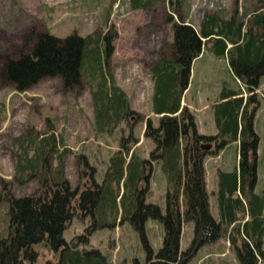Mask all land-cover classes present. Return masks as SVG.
Segmentation results:
<instances>
[{
    "label": "trees",
    "instance_id": "obj_1",
    "mask_svg": "<svg viewBox=\"0 0 264 264\" xmlns=\"http://www.w3.org/2000/svg\"><path fill=\"white\" fill-rule=\"evenodd\" d=\"M155 1L130 0V5L133 10H139ZM262 1L258 0V6ZM176 16V21L173 14L167 18L172 33L170 58H160L150 68L151 110L159 119L157 125L150 118L145 120L144 137L154 145L148 158L131 155L126 163L127 142L133 141L130 133L121 139L118 153L109 158L100 183L95 179L96 168L86 157L77 155L82 183L72 187L61 173L60 158L66 152L63 148H60L62 152L58 150L60 143L55 133L36 137L31 142L33 157H24L18 163L20 174L25 176L18 183L27 184L40 175L41 192L15 197L11 183L0 182V202H6L7 206L6 235H0V264H36L35 247L41 243L61 254L55 264H112L99 250L78 247L89 244L96 229H113L123 222H128L137 233L145 255L144 264H189L203 246L224 237L232 246L238 264H259L264 259V196L255 193L259 136L254 130L260 107L256 91L264 78V12L254 14L248 22L236 15L225 19L210 15L203 19L199 29ZM32 36L30 53L3 61L2 82L24 92L43 79L60 78L64 89H72L80 85L86 69H93L103 80L98 95L92 96L97 129L104 130L112 120L129 118L132 113L123 94L116 87L110 89L106 85L103 64L113 54L115 34L95 39L77 34L63 38L50 33ZM207 42L212 44L215 54L226 56L232 74L241 85L238 91L222 88L213 107L217 130L214 136L198 134L194 115L181 106L192 63ZM233 142H238L237 168L231 173H217V221L210 212L203 163L207 156L218 154ZM208 143L213 148L202 150L201 145ZM156 163L160 164L167 185L164 211L157 204L146 202ZM106 206L111 211L121 210L113 223L101 216L100 210ZM74 218L82 221L91 218V223L82 234L66 241L64 232ZM148 220L162 226L157 252L146 235ZM184 223L193 224L192 239L186 250L181 249ZM135 264L139 263L135 261Z\"/></svg>",
    "mask_w": 264,
    "mask_h": 264
},
{
    "label": "rangeland",
    "instance_id": "obj_2",
    "mask_svg": "<svg viewBox=\"0 0 264 264\" xmlns=\"http://www.w3.org/2000/svg\"><path fill=\"white\" fill-rule=\"evenodd\" d=\"M170 1L157 0L145 9L133 10L130 0H0V182H10L15 197L41 192L40 175L27 184L18 183L25 177L20 174L18 163L33 157L31 142L38 136L55 133L60 143L58 150L63 148L66 152L64 171L73 187L82 183L77 155H88L90 163L99 171L96 180L100 183L109 157L118 153L121 139L127 138L130 133L133 141L127 142L129 148L132 150L138 144L136 151L148 157L151 151L149 140L140 133L147 118L152 120L153 125L158 124L159 118L150 113L153 92L150 68L158 59L170 58L172 33L167 18L173 14L176 21V15H179L183 21L196 27L210 15L221 18L236 15L239 20L248 22L251 18L246 16L252 12L251 7L256 6L252 4L255 0ZM38 33H50L60 38L77 34L92 39L115 34L113 54L103 64L106 85L110 89L116 87L123 94L132 113L129 118L112 120L103 131H98L92 96L98 95L103 80L93 69H86L80 85L72 89H64L60 78L43 79L24 92H17L10 84L2 82L3 61L30 53L32 35ZM217 59L218 67L212 68L207 76L196 78L197 84L184 97L186 102H192L199 108L207 104L201 109V116L208 130L215 129L210 105L218 98L219 88L224 86L239 90L229 74L225 59ZM257 95L260 99V94ZM254 130L259 136L255 193L264 196V100H260ZM236 156L237 144L234 142L219 153V158L231 169L236 167ZM220 159L215 160L219 162ZM153 167L155 170L146 202L157 204L164 211L167 185L160 165L156 163ZM100 211L109 223L118 219L121 213L120 208L111 211L107 206ZM213 212L217 215L216 207ZM6 213V202H0L2 237L6 235ZM90 223L91 218L83 221L74 218L63 235L64 239L70 241L82 234ZM145 231L154 252H157L163 235L162 226L148 220ZM192 235L193 224L184 223L182 250L189 247ZM78 248L97 249L112 264H135V261L144 264L145 255L139 237L128 222L117 223L113 229H96L89 244ZM35 251L38 255L36 264H55L61 257L59 252H54L44 243L37 245ZM189 264H238V261L224 237L203 246ZM259 264H264V259L259 260Z\"/></svg>",
    "mask_w": 264,
    "mask_h": 264
},
{
    "label": "crops",
    "instance_id": "obj_3",
    "mask_svg": "<svg viewBox=\"0 0 264 264\" xmlns=\"http://www.w3.org/2000/svg\"><path fill=\"white\" fill-rule=\"evenodd\" d=\"M257 2L258 1L255 0L252 3V4H256V6L251 7L252 12H250L249 15H247L246 17L252 18L253 15L256 14V13L264 12V0L262 1L263 4H260L259 6H257ZM188 24H190V23H188ZM194 27L196 29H199L200 28V25H198V27H196V26H194ZM211 47H212V44H210L208 42L206 44H204L203 47H202V50H201L200 55L193 61V63H192V69H191V74H190V79H189L188 89L184 92L183 97H182V100H181V106L182 107L183 106H186L191 111V113L194 115V117H195V124H196V130H197L198 134H200V135H207V136H209V135L214 136V135L217 134L216 127L213 130L206 129V127H205L206 124L204 123L203 117L201 116V113H202L201 112V109L205 108L207 106V104H205L204 106H200V108H199L197 106H194V104H192V102H186L185 99H184L185 95L193 88V86L195 84H197V81L198 80L196 81V78L198 79V78H202L203 76H207L210 73V70L212 68L218 67L217 62L219 61V59H217V58H223V59H225V63L227 65V68H228V71H229L230 76H232V79L238 84L239 89L241 87L240 82L232 74V72H231V70H230V68L228 66V62H227L226 56H218L217 54H215L213 52V50H212ZM230 47H231L230 44L227 43L226 49H229ZM223 85H224V83H223ZM222 88H226V87L221 86L219 88V90H218V97H219V94H220ZM227 89H231V88H227ZM231 90L237 91L236 89H231ZM257 93L260 94V100L262 102L264 100V78H262V80H261L260 87H259ZM196 97L198 98L197 95H196ZM218 99L219 98H217L215 100V102H213V104L210 105L211 108H212V113H213V107L217 103ZM259 110H260V107H259V109H258V111L256 113V116L259 113ZM150 113L152 115H154L155 117H158L154 113H152V110H151ZM213 115H214V113H213ZM256 116H255V118H256ZM254 122H255V120H254ZM144 129H145V124H144V127H143V129H142V131L140 133L143 136H144ZM99 130L100 129H98V131ZM101 131H103V130H101ZM234 143L237 144V148H238V142H234ZM148 144H149V147H151L149 149L152 150V148H153L152 147V144H153L152 141L149 140L148 141ZM136 148H138V144L132 150L129 148L127 156L124 155L125 160H126V163H128L129 157L131 155L137 157V159H146V158H148V157H145V156H141L139 154V151L138 152L136 151L137 150ZM221 151H223V150H221ZM219 153L216 154V155L207 156L205 158V160H204V163H203L204 170H205L206 190H207L208 195H209L210 212H211L213 218L215 220H217V221L219 220V212H218V208H217V192H218V189H219V183H218L219 179H218V174L217 173H218V171H220L222 173H231V172L235 171V169L237 168V156H236V164H235L236 167H235V169H231V168H228V166L225 164V161L223 159H220L219 158ZM85 157L87 158L88 163L91 166L95 167V165H93V164L90 163L91 161H90V159H89V157H88L87 154L85 155ZM215 159H217V160L220 159V161L219 162H216ZM60 160H62V163H63L61 173L63 174L64 178L68 181L67 177L65 176V171H64V170H66V168H65V161L67 159L65 158V156L62 155V158H60ZM53 164H54L53 166L55 167L56 162H54ZM108 166H109V162H108ZM108 166H107L106 170L104 171V173L107 171ZM153 169L155 170V167H153ZM98 175H99V171L96 170L95 179H96V177ZM214 207L217 208V215H215V213L213 212Z\"/></svg>",
    "mask_w": 264,
    "mask_h": 264
},
{
    "label": "water",
    "instance_id": "obj_4",
    "mask_svg": "<svg viewBox=\"0 0 264 264\" xmlns=\"http://www.w3.org/2000/svg\"><path fill=\"white\" fill-rule=\"evenodd\" d=\"M212 147L213 145L211 143L201 145V149L204 151H209L212 149Z\"/></svg>",
    "mask_w": 264,
    "mask_h": 264
}]
</instances>
